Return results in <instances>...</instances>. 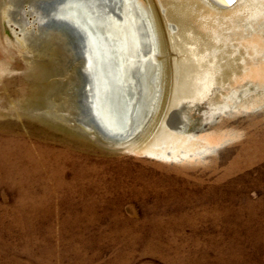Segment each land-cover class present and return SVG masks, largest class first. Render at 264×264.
<instances>
[{"label": "rangeland", "instance_id": "obj_1", "mask_svg": "<svg viewBox=\"0 0 264 264\" xmlns=\"http://www.w3.org/2000/svg\"><path fill=\"white\" fill-rule=\"evenodd\" d=\"M139 1L161 31L172 10L174 30L191 35L156 52L167 61L162 92L184 95L194 133L175 159L66 114L78 139L19 107L13 92L55 27L31 0H0V264H264V0ZM62 32L60 42L72 38ZM170 57L193 60L212 83L196 93L194 68L170 67Z\"/></svg>", "mask_w": 264, "mask_h": 264}, {"label": "bare ground", "instance_id": "obj_2", "mask_svg": "<svg viewBox=\"0 0 264 264\" xmlns=\"http://www.w3.org/2000/svg\"><path fill=\"white\" fill-rule=\"evenodd\" d=\"M31 1L45 10L38 14L39 21L50 22L55 29H47L54 33L45 36L39 53L27 61L20 87L13 92L19 107L24 111H39V120L49 128L78 139H82L81 133L65 127L69 119L66 114L74 113L73 120L85 130L92 132L97 128L104 136L105 131L112 134L111 142L134 144L137 140L141 142L138 148L150 157L177 158L178 146L193 139L194 133L188 132V118L181 109L184 95L178 96L180 93L175 89L171 93L170 88L164 87L162 92L161 88L165 80L161 79L160 63L164 69L167 61L156 59V52H164V43L169 50H177V39L186 41L190 35L183 28L174 30L172 23L176 15H170L172 10L165 12L168 19L161 31L159 22L156 18L154 23L151 21L149 12L139 0ZM60 28L72 33V38L66 34L60 42L56 35L64 34ZM177 60L170 57V67L179 63L183 70L194 68L193 76L183 75L180 89L190 90L191 76L196 93L212 83L207 79L210 75L206 69L196 72L199 68L193 60L187 59L190 61L187 65ZM160 91L163 99L155 117L151 109ZM175 91L178 95H174ZM146 116L149 118L144 126ZM94 134L99 137L98 133Z\"/></svg>", "mask_w": 264, "mask_h": 264}, {"label": "water", "instance_id": "obj_3", "mask_svg": "<svg viewBox=\"0 0 264 264\" xmlns=\"http://www.w3.org/2000/svg\"><path fill=\"white\" fill-rule=\"evenodd\" d=\"M209 1L212 2L214 5H216L217 7L224 8L233 5L236 0H232V2H225V0H221L219 2L215 0H209Z\"/></svg>", "mask_w": 264, "mask_h": 264}, {"label": "snow or ice", "instance_id": "obj_4", "mask_svg": "<svg viewBox=\"0 0 264 264\" xmlns=\"http://www.w3.org/2000/svg\"><path fill=\"white\" fill-rule=\"evenodd\" d=\"M225 2H232V0H225Z\"/></svg>", "mask_w": 264, "mask_h": 264}]
</instances>
